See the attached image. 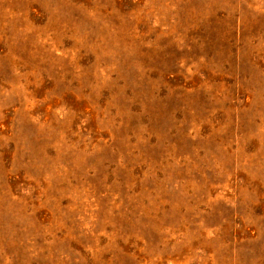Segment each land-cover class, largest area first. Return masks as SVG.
<instances>
[{
  "label": "rangeland",
  "instance_id": "374dc122",
  "mask_svg": "<svg viewBox=\"0 0 264 264\" xmlns=\"http://www.w3.org/2000/svg\"><path fill=\"white\" fill-rule=\"evenodd\" d=\"M0 264H264V0H0Z\"/></svg>",
  "mask_w": 264,
  "mask_h": 264
}]
</instances>
